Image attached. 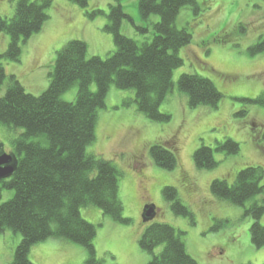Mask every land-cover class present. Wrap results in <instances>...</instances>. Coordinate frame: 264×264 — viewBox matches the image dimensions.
I'll list each match as a JSON object with an SVG mask.
<instances>
[{
  "label": "trees",
  "instance_id": "1",
  "mask_svg": "<svg viewBox=\"0 0 264 264\" xmlns=\"http://www.w3.org/2000/svg\"><path fill=\"white\" fill-rule=\"evenodd\" d=\"M69 1L80 6L91 20L107 15L104 29L113 35L116 49L107 57H89L85 41H69L57 52L49 86L40 95L28 92L16 75L8 78L3 58L20 60L23 45L50 18L54 0H14V15L8 18L0 14V34L6 33L11 39L7 50L0 53V88L8 78L5 94L0 97V128L5 126L16 134L10 151L18 160L14 174L0 181V234L11 230L22 235L8 264H35L30 258L32 248L50 239L85 247L88 257L83 264H103L95 247L97 226L83 217L82 208L98 207L105 216L124 224L131 219L124 216L120 198L121 169L89 151L96 140L99 111L106 107L108 91L115 84L121 90L135 91L137 110L148 119L169 122L172 115L163 112L161 106L173 92L174 71L185 63L180 51L193 38L187 27L178 25V16L185 7L200 10L197 0H139L142 22L137 23L119 1L110 4L108 13L92 6L90 0ZM154 15L159 20L155 21ZM125 19L142 40L122 32ZM242 31H246L243 26ZM229 36L215 41H229ZM249 50L252 55L264 52V35ZM177 84L187 94L191 108H217L224 97L210 78L197 73L181 74ZM75 85V101L64 100V93ZM241 100L264 105V93ZM170 146L155 143L150 148L156 165L167 170L175 169L178 163ZM215 152L238 154L240 144L231 138L217 141L215 147L203 144L193 156L196 166L217 167ZM263 180V166L250 165L240 170L232 183L224 178L211 183L214 196L246 207V213L253 217L250 234L256 248L264 247V199H256L264 195ZM6 190H12L13 195L2 201ZM163 195L177 215L195 224V213L177 187L165 186ZM185 234L168 223L147 224L139 239L141 249L152 254L147 264H199L188 251Z\"/></svg>",
  "mask_w": 264,
  "mask_h": 264
},
{
  "label": "rangeland",
  "instance_id": "2",
  "mask_svg": "<svg viewBox=\"0 0 264 264\" xmlns=\"http://www.w3.org/2000/svg\"><path fill=\"white\" fill-rule=\"evenodd\" d=\"M117 1L137 23L142 22L139 0H90V3L108 13L110 4ZM197 2L200 4L198 12L185 7L177 20L180 27L191 31L193 38L180 51L185 63L174 71L173 92L161 106L163 112L172 115L171 120L148 119L137 110L135 91L121 90L115 84L108 91L106 107L99 111L96 140L89 151L115 162L121 169L120 198L124 216L131 219V223L124 224L105 216L98 207L82 208L83 217L97 226L95 247L103 264H147L150 261L152 254L139 244L150 223L144 222L142 216L144 206L150 203L158 208V215L151 222L168 223L186 232L183 237L188 251L199 264H264V247L256 248L252 244L250 228L254 220L246 213V207L221 200L211 191L214 179L224 178L232 183L236 174L247 166L264 168V105L244 104L241 100L264 93V52L252 55L249 50L264 35V0ZM14 10V0H0V14L11 18ZM49 14L43 29L23 45L19 61L3 58L8 78L16 75L26 90L35 95L48 88L57 52L69 41H85L89 57H107L116 49L113 35L104 29L107 15L91 20L80 6L69 0H54ZM153 17L159 20V16ZM122 32L142 40L128 19L123 22ZM229 34V41H215ZM10 40L8 34H0V53L7 50ZM183 73L210 78L224 96L219 106L191 108L187 94L180 91L177 84ZM8 78L0 88V97L5 94ZM92 89H96L95 84ZM77 91L75 85L62 97L75 101ZM15 135L5 126L0 128V143L9 153ZM227 138L240 144V152L228 156L215 152L218 166L199 169L193 158L196 149L203 144L215 147L217 141ZM155 143L171 145L178 161L175 169L156 165L150 155ZM143 144L148 148L146 164L135 163L131 151L142 148ZM184 176L192 180L193 186ZM169 185L178 188L182 200L195 213V224L177 215L164 199L163 189ZM12 195V190L4 191L2 201ZM256 199L262 200L264 195ZM261 223L264 225V215ZM21 236L11 230L0 234V264H8L13 259ZM160 250L161 247L156 252ZM87 257L85 247L62 239L39 243L30 254L35 264H83Z\"/></svg>",
  "mask_w": 264,
  "mask_h": 264
},
{
  "label": "water",
  "instance_id": "3",
  "mask_svg": "<svg viewBox=\"0 0 264 264\" xmlns=\"http://www.w3.org/2000/svg\"><path fill=\"white\" fill-rule=\"evenodd\" d=\"M17 164L16 155L12 152H7L3 144L0 143V181L11 177L17 168ZM157 209L156 204H146L142 214L144 222L153 221L158 215Z\"/></svg>",
  "mask_w": 264,
  "mask_h": 264
},
{
  "label": "flooded vegetation",
  "instance_id": "4",
  "mask_svg": "<svg viewBox=\"0 0 264 264\" xmlns=\"http://www.w3.org/2000/svg\"><path fill=\"white\" fill-rule=\"evenodd\" d=\"M139 130V129H138ZM137 130V131H138ZM128 138V137H127ZM122 141H121V145L120 146H122ZM146 145L145 144H143V147L142 148H135V149H133V151H131V153H132V155H133V157H132V159L134 160V162L135 163H139V164H146L145 163V159L147 158L146 157V152H147V149H146ZM143 176V175H142ZM142 176H140V177H142ZM184 178H186V181H189V180H191V179H189L188 177H186V176H184ZM189 184L191 185V186H193V184H192V180L191 181H189Z\"/></svg>",
  "mask_w": 264,
  "mask_h": 264
},
{
  "label": "crops",
  "instance_id": "5",
  "mask_svg": "<svg viewBox=\"0 0 264 264\" xmlns=\"http://www.w3.org/2000/svg\"><path fill=\"white\" fill-rule=\"evenodd\" d=\"M51 240V239H50Z\"/></svg>",
  "mask_w": 264,
  "mask_h": 264
}]
</instances>
